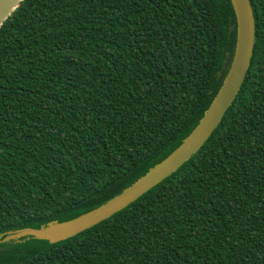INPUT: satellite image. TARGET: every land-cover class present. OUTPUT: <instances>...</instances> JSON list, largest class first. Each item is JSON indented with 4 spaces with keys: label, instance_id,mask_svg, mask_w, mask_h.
Masks as SVG:
<instances>
[{
    "label": "trees",
    "instance_id": "1",
    "mask_svg": "<svg viewBox=\"0 0 264 264\" xmlns=\"http://www.w3.org/2000/svg\"><path fill=\"white\" fill-rule=\"evenodd\" d=\"M210 138L120 212L0 264H264V0ZM229 0H22L0 26V234L84 214L197 125L230 66Z\"/></svg>",
    "mask_w": 264,
    "mask_h": 264
},
{
    "label": "water",
    "instance_id": "2",
    "mask_svg": "<svg viewBox=\"0 0 264 264\" xmlns=\"http://www.w3.org/2000/svg\"><path fill=\"white\" fill-rule=\"evenodd\" d=\"M21 1L0 0V26ZM229 1L236 20L235 47L230 66L207 110L180 145L133 184L100 206L71 220L49 222L39 229L28 227L0 234V243L34 238L52 244L72 238L126 208L175 173L201 149L235 101L253 55L255 19L250 0Z\"/></svg>",
    "mask_w": 264,
    "mask_h": 264
}]
</instances>
